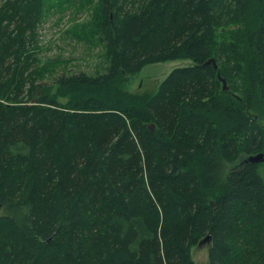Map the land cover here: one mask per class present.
<instances>
[{
    "label": "trees",
    "instance_id": "trees-1",
    "mask_svg": "<svg viewBox=\"0 0 264 264\" xmlns=\"http://www.w3.org/2000/svg\"><path fill=\"white\" fill-rule=\"evenodd\" d=\"M47 7L0 0V264H196L206 237V264H264V0H97L71 31L94 74L36 56ZM174 60L154 94L121 87Z\"/></svg>",
    "mask_w": 264,
    "mask_h": 264
},
{
    "label": "rangeland",
    "instance_id": "rangeland-1",
    "mask_svg": "<svg viewBox=\"0 0 264 264\" xmlns=\"http://www.w3.org/2000/svg\"><path fill=\"white\" fill-rule=\"evenodd\" d=\"M44 1L49 7L41 11L40 24L36 29L38 45V50H35L36 56L43 62H54V70L63 69L72 73L81 71L88 74L102 72L106 66L102 47L95 41H87L84 45L73 37L71 32L73 29H78L77 32L80 33L93 28L90 22L97 0L91 2L83 0L84 7L79 13L73 15L66 13L60 16L52 10L54 0ZM188 65L190 61L185 60L147 64L139 73L125 79L121 87L129 94H154L173 69ZM62 100L63 98H59L60 102ZM257 116L264 129V112H258ZM259 174L264 179V162L261 164ZM191 257L196 264H206L207 247H193Z\"/></svg>",
    "mask_w": 264,
    "mask_h": 264
},
{
    "label": "water",
    "instance_id": "water-1",
    "mask_svg": "<svg viewBox=\"0 0 264 264\" xmlns=\"http://www.w3.org/2000/svg\"><path fill=\"white\" fill-rule=\"evenodd\" d=\"M208 61L213 65L214 69H217V66H216L214 59H210ZM217 78L221 81L222 90H227L226 82L224 79L220 78L219 73H217ZM153 127H154L153 125L149 126L150 129H153ZM248 161L251 163H261L264 161V154L262 152H259L253 156H250L248 158ZM0 212H1V205H0ZM208 241H209L208 237L204 238L203 240H201V242L198 243V247L205 245Z\"/></svg>",
    "mask_w": 264,
    "mask_h": 264
}]
</instances>
